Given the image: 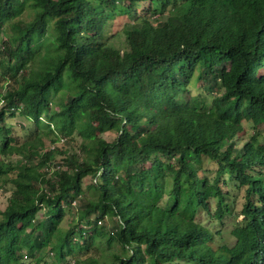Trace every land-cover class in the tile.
Instances as JSON below:
<instances>
[{"label":"trees","instance_id":"16d2710c","mask_svg":"<svg viewBox=\"0 0 264 264\" xmlns=\"http://www.w3.org/2000/svg\"><path fill=\"white\" fill-rule=\"evenodd\" d=\"M1 33L0 264H264V0H0Z\"/></svg>","mask_w":264,"mask_h":264},{"label":"rangeland","instance_id":"374dc122","mask_svg":"<svg viewBox=\"0 0 264 264\" xmlns=\"http://www.w3.org/2000/svg\"><path fill=\"white\" fill-rule=\"evenodd\" d=\"M26 17L28 18V13L26 14ZM122 22H124V19L119 20L118 27H121ZM3 37V34H0V39ZM5 79H1L0 77V84L4 82ZM202 83H193L191 94H196L198 93L197 89ZM4 125L8 127H12L13 129V136L17 138L20 142H26L27 140H35L36 137V131L40 129L39 127H36L35 123H31L25 118H23L20 115H17L16 117H6ZM246 129L248 132H250L251 126L247 125ZM105 138L108 140H111L113 135L111 134H106L104 135ZM51 138L45 137L44 143H45V149L46 148H51L53 145L51 144ZM79 143H80V138L74 141H66L61 142L59 141L56 146L59 148H62L64 150H67L69 152H74V151H79ZM243 141L240 139L238 140V145L242 146ZM15 160V158H13ZM57 159H59V156L57 155ZM89 182V179L86 180V183ZM226 191L231 193V196L227 199V203L230 206V212L231 214H227L223 221L218 220L215 218H212L211 221H208V216L206 214H201L198 220L205 222L206 225L209 226V229L212 231L214 234V242L213 245L218 246L220 243V237L218 236V231L222 230L223 231V238L226 239L230 244L234 243V239L231 236V231L235 228L237 225H241L243 223V216L241 214V210L244 204V193L243 191H239V189L234 188V183L232 181H228V187L226 186L225 188ZM13 191L12 184L9 182L8 177H4L0 180V210H4L5 207L8 204V200L11 196V193ZM215 203L212 205V210L214 212L215 208ZM70 220V216L66 217V221L63 222L62 227L64 229H67L68 223ZM97 247L99 250H92L91 253L93 254H100L102 256L101 259H108L111 260L110 258V252L112 250H119V247L115 246L111 250L108 248L104 241H101L97 244ZM30 264H38L35 260H30ZM39 264H54L53 263V258L49 256H45V258L39 263Z\"/></svg>","mask_w":264,"mask_h":264},{"label":"built area","instance_id":"2783aa9c","mask_svg":"<svg viewBox=\"0 0 264 264\" xmlns=\"http://www.w3.org/2000/svg\"><path fill=\"white\" fill-rule=\"evenodd\" d=\"M61 142H65V140H61Z\"/></svg>","mask_w":264,"mask_h":264}]
</instances>
